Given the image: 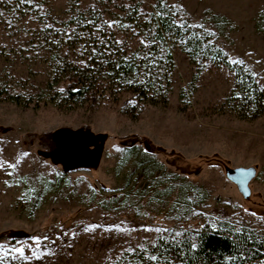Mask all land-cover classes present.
Here are the masks:
<instances>
[{
    "label": "rangeland",
    "instance_id": "obj_1",
    "mask_svg": "<svg viewBox=\"0 0 264 264\" xmlns=\"http://www.w3.org/2000/svg\"><path fill=\"white\" fill-rule=\"evenodd\" d=\"M143 2L138 14L152 4ZM166 3L190 20L201 39L242 65L264 92V0ZM137 5V0H0L3 264H111L127 249L184 225L253 230L264 237V115L246 120L231 112L225 102L233 75L225 67L208 60L191 63L171 47L167 104L149 106L136 118L131 104L129 112L122 108L124 89L95 67L89 72L94 94L81 104L59 109L46 101L92 57L104 67L107 59L137 49L143 30L127 21ZM11 95L28 103L14 104ZM57 132L82 144L91 135L104 138L88 162L75 163L64 153L51 157L41 145L44 134ZM132 135L163 152L125 153L120 140ZM249 167L256 177L244 199L226 169ZM93 191L123 197L124 208L108 212L92 205ZM10 232L25 237L9 244L2 237ZM19 247L23 257L13 251Z\"/></svg>",
    "mask_w": 264,
    "mask_h": 264
},
{
    "label": "trees",
    "instance_id": "obj_2",
    "mask_svg": "<svg viewBox=\"0 0 264 264\" xmlns=\"http://www.w3.org/2000/svg\"><path fill=\"white\" fill-rule=\"evenodd\" d=\"M22 1L35 0H16V3ZM137 1L140 5L132 7L127 14V21L143 30L137 49L129 55L122 54L107 59L104 67L97 66L96 57H92L94 59L85 68L76 69L74 77L66 83L62 92L46 101L59 109L64 104L70 107L81 104L87 96L94 94L96 87L89 72L95 67L96 73L104 70L111 82L124 89L127 99L122 108L127 110L131 104L138 109L134 115L130 113L136 118L140 111L149 106L167 104L174 70L171 47H177L191 63L208 60L232 73L233 88L225 103L235 116L254 120L264 115V92L242 65L232 63L221 50L201 39L190 20L180 17V13L169 7L166 0H151V6L143 8L139 14L138 9L144 2ZM22 98L11 95L10 101L26 106L28 101ZM61 134H44L40 143L49 149L51 157L64 153V159H73L75 163L80 160L81 163L88 162L95 153L97 141L104 138L90 134L91 138L82 144L76 137L69 141L71 137H62ZM120 142L125 153H132L140 148L144 153L154 156L163 152L162 148L137 135L126 136ZM77 155L80 157L78 160L73 158ZM88 198L92 205L108 212L121 211L125 206L123 197H99L93 191ZM176 221L184 222L180 218ZM22 235L21 232H10L2 239L15 244L25 237ZM111 264H264V237L253 230L226 232L209 225L197 228L190 225L171 227L152 242L127 249Z\"/></svg>",
    "mask_w": 264,
    "mask_h": 264
},
{
    "label": "water",
    "instance_id": "obj_3",
    "mask_svg": "<svg viewBox=\"0 0 264 264\" xmlns=\"http://www.w3.org/2000/svg\"><path fill=\"white\" fill-rule=\"evenodd\" d=\"M226 177L235 184L244 199L249 198L251 194L249 185L256 177V170L253 167L226 169Z\"/></svg>",
    "mask_w": 264,
    "mask_h": 264
},
{
    "label": "snow or ice",
    "instance_id": "obj_4",
    "mask_svg": "<svg viewBox=\"0 0 264 264\" xmlns=\"http://www.w3.org/2000/svg\"><path fill=\"white\" fill-rule=\"evenodd\" d=\"M35 240H36V245H37V247H39V244H40V238H39V237H36ZM193 247H195V245H193ZM13 251L16 252V253H19L22 257L24 256V249H23L22 247L15 248V249H13ZM5 255H6V254H5ZM32 255H33V256H36V253L33 252ZM152 259H156V258H155V257H152ZM0 264H3V261H2V260H0Z\"/></svg>",
    "mask_w": 264,
    "mask_h": 264
}]
</instances>
